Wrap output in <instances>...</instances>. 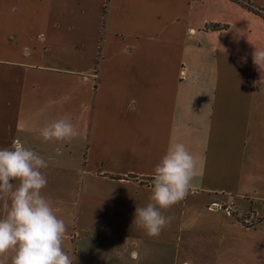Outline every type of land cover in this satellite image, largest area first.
<instances>
[{
	"label": "crops",
	"instance_id": "0c3cea01",
	"mask_svg": "<svg viewBox=\"0 0 264 264\" xmlns=\"http://www.w3.org/2000/svg\"><path fill=\"white\" fill-rule=\"evenodd\" d=\"M255 48L264 0H0V148L48 161L42 194L73 264H264ZM63 116L80 135L45 142L38 129ZM176 143L196 175L149 238L135 210Z\"/></svg>",
	"mask_w": 264,
	"mask_h": 264
},
{
	"label": "clouds",
	"instance_id": "9594fccd",
	"mask_svg": "<svg viewBox=\"0 0 264 264\" xmlns=\"http://www.w3.org/2000/svg\"><path fill=\"white\" fill-rule=\"evenodd\" d=\"M253 63L264 68V49L252 54ZM45 141L68 142L80 132L67 116L38 129ZM48 161L16 141L0 148V264H73L64 251L66 225L42 194ZM197 161L183 143L170 146L153 170L148 203L137 206L134 225L149 238L170 227L173 217L165 211L184 200L196 175ZM138 259L137 252L131 253Z\"/></svg>",
	"mask_w": 264,
	"mask_h": 264
},
{
	"label": "built area",
	"instance_id": "2783aa9c",
	"mask_svg": "<svg viewBox=\"0 0 264 264\" xmlns=\"http://www.w3.org/2000/svg\"><path fill=\"white\" fill-rule=\"evenodd\" d=\"M227 213H228L229 215H231V214H232V212H231V211H227Z\"/></svg>",
	"mask_w": 264,
	"mask_h": 264
},
{
	"label": "rangeland",
	"instance_id": "374dc122",
	"mask_svg": "<svg viewBox=\"0 0 264 264\" xmlns=\"http://www.w3.org/2000/svg\"><path fill=\"white\" fill-rule=\"evenodd\" d=\"M227 211V210H226ZM233 214V213H232ZM223 257V256H222ZM222 260H223V258H222ZM202 261V260H201Z\"/></svg>",
	"mask_w": 264,
	"mask_h": 264
}]
</instances>
